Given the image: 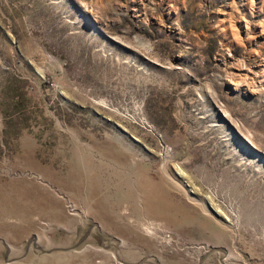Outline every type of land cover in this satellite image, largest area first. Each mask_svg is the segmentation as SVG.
<instances>
[{
    "label": "rangeland",
    "instance_id": "1",
    "mask_svg": "<svg viewBox=\"0 0 264 264\" xmlns=\"http://www.w3.org/2000/svg\"><path fill=\"white\" fill-rule=\"evenodd\" d=\"M0 195V264H264V0H0Z\"/></svg>",
    "mask_w": 264,
    "mask_h": 264
},
{
    "label": "bare ground",
    "instance_id": "2",
    "mask_svg": "<svg viewBox=\"0 0 264 264\" xmlns=\"http://www.w3.org/2000/svg\"><path fill=\"white\" fill-rule=\"evenodd\" d=\"M12 203L13 202L10 201V199L8 197L3 198L0 195V220L4 221L9 216H12V217L17 216V218L20 220L21 224L24 222H27L29 220L28 212H24L22 208H19V207H17L18 205L16 206ZM18 230L20 231V227H18L17 231Z\"/></svg>",
    "mask_w": 264,
    "mask_h": 264
}]
</instances>
